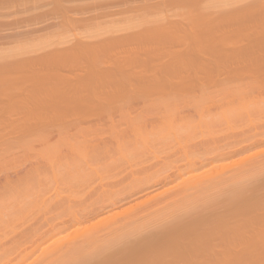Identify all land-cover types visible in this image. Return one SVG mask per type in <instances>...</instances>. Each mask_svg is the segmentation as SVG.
I'll list each match as a JSON object with an SVG mask.
<instances>
[{"label": "bare ground", "instance_id": "bare-ground-1", "mask_svg": "<svg viewBox=\"0 0 264 264\" xmlns=\"http://www.w3.org/2000/svg\"><path fill=\"white\" fill-rule=\"evenodd\" d=\"M167 1H169L170 5H173L171 4L173 2H170V0H166V3L165 1L164 3L167 4ZM173 1L175 2L174 5L176 4L175 6H177V3L180 4V2H184L181 4H185V0ZM195 1L193 2V0H187L186 3L190 4V7L188 6L189 8H187L190 11L192 8H195V6H197V4H195ZM225 1L222 0V2L224 3ZM233 1L234 0H232L231 2ZM222 2H220L219 5H221ZM197 3L199 2L197 1ZM149 4L148 6H150ZM161 4L163 5V2ZM241 4L242 6L243 4L246 5V2H243ZM191 5L195 6L191 7ZM200 5L202 6L200 9L203 10L204 4L201 3ZM209 5L210 4H208V6ZM245 5L243 9L242 6L241 9L239 7H236L234 10L233 8L232 11L234 12H231V9L228 7L227 9L230 10H227L225 12L221 10L223 13L218 10V12H221V14L214 13V16L211 15L212 13H205L209 10H206V8H208L206 7L201 15H203V13L208 15L209 18L207 19V15L205 17L204 14L203 17L205 19H203V21L207 23L206 27H210L211 25H213L214 31L206 30L202 32L203 28L205 27V23H202V20L199 23L197 15H195L196 17H193L197 18V22H195V24H201L202 30H199L200 32L197 31L198 27L196 28L197 32L192 31V29H189L190 31L188 29L185 30L181 27L184 23H187V18H185V22L182 20L183 23L181 22V24H174L175 22L173 24H167L166 22V25H163L165 23H161L162 26L161 24H158L159 22H156L159 19L156 18V21L154 22H156L159 26L157 25V27H155L152 25L151 27L149 25L150 27L148 28L146 26V28L139 23L142 27H144V29L139 32L137 31V33H131L130 31V34L127 35H121L119 33V30H121L122 28L119 27L120 25L117 26L120 29L116 28L114 31L110 30V32L108 31L109 29L105 31L106 27L111 29L112 24L110 22L109 25L106 24L107 26H103L105 33L102 34V30V35L100 34L101 30H99V32L97 31L99 27L97 25L96 31L99 33V35H96L98 33L94 32V29L91 30L92 32L87 30L89 32L88 37L87 31L84 32L86 33V35L84 36L86 37L87 41H85V39L83 38L84 36L80 35V38L77 37V39H83L84 41H75L76 43L74 45L70 44V47L68 48L63 47L64 49H60L61 51L58 48L55 49L56 47L54 48L52 46V48H54L53 50H59L58 52H50V49H48L50 51L44 49L45 51H47V53L45 52L43 54L39 50L43 55L40 54L41 56H39L37 52V58L32 57L33 59L30 58V60H26L25 58V62H20V65L27 67V70L28 66L29 68L33 66V69L35 66L39 67V70L36 67L38 72L36 69L33 70L30 68L31 70H28L29 72L33 70L32 76L35 75L34 72H36L37 75L38 73L40 74V65H42L43 71H51V75L48 73L45 75V72L42 71L44 73L43 75L45 76L38 75V77L43 78H38L36 76V79L35 76L32 77L29 73L30 75L28 74V77L30 76V80H37L32 84H29L30 80L28 79L27 75H25V73L28 71L23 67V70L17 69L18 71L20 70L19 72H21V70L22 72L26 70V72L23 73V75L25 76H23L22 78L25 79L26 77L25 80H28L29 85L23 84L20 80V77L18 80L20 81L21 86L22 84L25 87L27 85L29 86V89L31 86H35L33 89H30V91H32L31 93H28V91L26 92L27 94L33 96L31 97L29 95L32 100L34 99L35 102L33 101L34 103L31 104L32 100L27 94H24L25 92L23 94L26 95L29 99L25 100V98L27 97L23 98V100L20 99V101H15L14 99L11 100V102H5L6 105L0 102L2 105H4H0V122H4L2 124L3 126L0 124V128L2 129L0 130V151L5 150L7 152L6 154L9 155L10 150L12 151L13 149L12 153L15 155L14 156L12 154L11 156L10 153V157L8 155L4 157L2 155L3 152L0 153V157L3 156L2 158H0V176L2 177V180L0 179V264H26V261L28 263V260L32 256H35L37 253L38 255L35 256L34 259L31 258L30 261H32L28 264H239L234 260L231 262L232 258H243V261L245 263L244 259L247 258L246 260L248 261V259H251V255H254V253V257L258 254H261V257H263L261 258V263H263L264 256L262 255H264V244L260 243H264V28L261 30L260 28L264 27V25L260 23L264 20V0H252V2L247 3L246 6ZM186 6L187 5H185V7ZM199 6H197V8ZM222 6H224L223 3ZM180 7L179 8L182 9L184 5ZM230 7L232 8V6ZM197 8L195 10L199 9ZM237 8L238 11H242V13L240 12L241 14H239V16L235 15L239 13L238 11H236ZM192 10L193 13L196 12L194 9ZM223 10H226V7ZM185 11H187V9ZM190 11H188V13H190ZM188 13L184 15H186L189 19V16L191 18V15L188 16ZM173 17H178V15L176 14V16ZM161 18L162 17H160V19ZM165 18H167V16H165ZM181 18L178 17L179 21H181ZM141 19H143L142 16ZM240 19L241 21H243L242 23H244V26H247L248 24V29L246 28V30H244V32L246 31V35L244 34V32H242L243 29L239 27L237 28L241 29V33H239L240 30H236L238 31L237 33L235 30H233L235 32H231H233L234 35L231 36V33L229 32V35L227 34V36L225 31L221 30L222 33L220 34L219 28H221L222 25H231L232 23L234 24V22L235 25H241ZM247 19L248 22H246ZM69 20L71 19L69 18ZM193 20L194 19L192 18L189 22H193ZM119 21L117 22L119 23ZM238 21H240V23ZM117 22L115 23L117 24ZM224 22H226L227 24ZM129 23H127L126 27L125 25L123 26V24L121 26L127 29V27H130L131 25H129ZM68 24L69 22H67L66 27H72ZM193 24H191V26H193ZM195 24L194 26H196ZM198 24L197 26H199ZM209 24L211 25L208 26ZM64 25H66V23ZM134 25V27L137 28L136 25L138 24L137 21L135 22V20ZM131 26L133 27V25ZM114 27H116V25H114ZM217 28L219 29L218 31L215 30ZM253 28L256 31H254ZM252 29L254 32H250ZM248 31L249 33H251V36L253 38L249 37L250 34H248ZM93 32L96 34H94ZM89 35L90 37L92 36L91 39ZM204 35H210L209 38L212 37L211 41H213V37L214 39L215 37H220L219 39L216 38V40H214V45H210V48L209 44L206 45L203 43V40L206 43L207 39L205 40V38L208 37L206 36L205 38H203ZM225 35L226 38L230 36V40L236 38L239 40L242 39L243 41L244 38V41L248 39L250 41L253 39V41H251V43L250 41H246L250 44H248V47H245V45L247 44L245 43V45L243 46L245 50L239 45L240 51L237 50L238 52H236V49L234 50V46L231 47V52H233V54L231 53L233 56H231L229 55L228 51H226V48H224L226 47L225 41H229L228 39L224 38ZM200 36H202L201 39ZM221 36L222 38H224V41ZM242 36L244 37L242 38ZM190 37L192 40H194L192 41L194 42L193 46V43H191L190 39L192 48H188L190 44L187 43L189 41H186ZM87 38L90 40L88 41ZM209 38L208 40H210ZM220 38L225 44L223 42L221 43ZM159 39H161L163 43H168L167 41H169L170 43L171 41L172 44L174 42L183 43L186 41L185 43H187L189 46L187 45L188 47L185 51H188L189 54L188 52H185V54L187 59L189 55L188 60H191V62H186V57L184 55H181L184 51L182 53H180L181 51L175 52L176 50L174 52H170L169 49H166L167 51H164L162 48L163 52L159 54L158 51L160 50H158L156 51L158 53L156 55L155 51L152 52L153 49H147V52L148 50H150L149 54L152 57L146 52V55H148V57L144 59V57L146 56L144 55L145 52H142L144 53L142 54L144 55V57L142 58L138 56L139 52L136 54H134L135 52H131L134 54L132 55L128 50H126V48L122 46L125 43L129 45L133 42H142L143 45L144 42L153 43V41L155 42ZM217 40H220L218 41L219 43L217 42ZM233 41L234 40H231L229 42ZM59 42L61 44V40H59ZM216 42L218 45V49L217 45L215 44ZM236 44L237 43H234L233 45H235L236 47ZM22 45H24V43ZM221 45H223L224 47L221 48ZM202 47L205 48L202 49ZM213 47L217 50H220L219 52H215L216 49L214 50V55L215 53H217L218 55H216L218 57L213 55L214 57L212 59H217H215V63L212 61L213 64L210 61V64V62L207 63L209 61L208 59H210H207V57H209L210 55L208 56L206 54L208 52H210L211 54V52H213ZM253 47L256 49L253 50ZM227 48L229 47L227 46ZM16 49L15 51L12 49L11 50L16 54V52H18V50L21 48H19L17 51ZM27 49L25 50L28 52ZM117 49H119L120 51ZM22 50H24L23 47L20 52H22ZM6 51H3L2 53H5ZM224 51H226V54H228L227 56ZM192 52L194 53V55H196L195 57L193 56V58L191 57L193 54ZM197 52L204 53V56H206V58L203 55L202 56L207 60V62L205 59H203L202 56L201 58ZM84 53H87L86 56L90 55L91 58V55H93L92 59H94V57H99L100 59H102L100 61V59L98 58V61H94L97 62L96 64H99V62L102 63V61L107 60L108 62L112 63V66H110L108 63L107 66H109L103 68L104 66L99 67L100 65L97 66L96 64H93V62L87 65L85 63L87 62L85 60V56H81V54ZM101 53H104L105 55H100ZM6 54L11 55L12 53ZM17 54L19 55L20 53L18 52ZM122 54L124 55L122 56ZM220 54L221 56H219ZM79 56L81 57V59H83H79ZM164 56L166 58L170 56V58L172 57L171 61H173L172 59L176 61H173V63H166L164 65L162 62H159L161 63L162 67L157 63V68L159 69H156V67H154L152 64L153 59H165ZM230 56L235 60L240 58L241 62L246 60L248 61V63L244 64L242 62L241 64L240 61L237 62V60L236 62L232 60L233 63L229 62L231 61ZM236 56L238 58H234ZM246 56L248 57L247 59ZM218 58L220 61H216L218 60ZM15 59L12 60L15 61ZM76 60H81L83 62L85 60L84 64H86L87 66L85 65L84 68V64L82 63V66L80 63H78L80 61L77 62ZM161 60L159 59L158 61ZM17 63L15 65V63L11 62L10 65H13V67L8 64L5 67L10 66V68L14 70V68H16L17 66ZM20 65L18 64V66ZM132 66H138V68L142 69V71L140 70V72H137L136 70H134L137 72V74L136 72H131V68H133ZM145 66L146 68L144 69L147 70V67L151 69L152 66L155 69L156 72L153 69L152 74H150L149 71V74L152 75V77L150 76L148 78V75H144L145 71L147 73V70L144 71L142 67ZM2 67L3 65L0 68L4 70L5 67ZM44 67L46 70H44ZM160 68H162L161 72L163 73L159 71ZM64 69H68L71 72H75L79 69V71H82L84 73L72 74V72L70 75H68L62 73ZM196 69L200 72L196 71ZM239 69L241 70L239 71V73H237ZM187 70L190 71L188 72V74H190L191 76H193L192 74L195 70V73H197L196 75H198L199 73L200 76H198L201 79V74L203 72V74L206 75V80L203 79L204 81H201L197 76V80L194 78L195 76H185ZM241 71H245L246 74L248 73L247 78H251L249 80L247 79L250 82H246V80L244 82L243 80V84H246L245 86L241 83L243 77L242 74L244 75V73L240 75ZM184 72L186 73L184 74ZM218 72L222 73L220 74ZM155 73H161L165 77L167 76L168 81L170 80V82H167V78L161 76V74L160 76L162 78H160V76H158V78H155L157 77ZM223 73L224 76L226 74V77L227 75H235L236 78H234V76H232L233 78L227 77L230 83L235 79L234 83H232L231 86H228L230 84L229 82L224 83L223 81L219 80V75H222ZM212 74H216V79L218 77V81L216 82V84H220L218 86L220 87V89L222 88L223 84L226 85L228 83L229 84L227 85V89L231 87L234 88L233 92H236V96L233 95V92H231V88V98L233 96H235L234 98L237 97L238 99L242 97L245 98L250 94L251 96L249 95V101L248 99H241L243 100V102L248 101V104L247 102L243 103L246 105V107L248 105V108H241L238 103L241 104L242 101L238 102L236 101L237 98H232V100L234 99L236 101V103L235 101H232L236 105L230 103L235 110L231 109V106L228 103V101L231 99L230 92L227 91L225 86L224 89H226V91H224L225 94L224 92L222 93V96H218V94L223 91V88L221 89L222 91L219 88V90L217 91L216 88V91H214L216 93L208 91L209 93L207 94L206 90V92H204V96L201 94L198 97H201V100H204L202 101L203 104L205 102V104L207 105L209 103L214 104L216 103V99L213 100V97H215L216 94L220 92L216 97L218 99L221 96V98H219L221 99V101L219 99L217 101H220L221 104L222 98H227L223 100L225 102L227 100L226 103L228 104L229 109L227 108V104H223L224 102H222V105H224L223 107L226 106L225 109L223 108V110H211L214 109L213 106L215 104L213 106L211 105L212 108H210V104L209 106L199 104V106H202H200L201 108H203V106L204 108L206 107V109L199 110L200 107L196 105L197 100L195 102V99L197 98L196 94L195 96L193 94L195 93L193 90H198V85H195V82H202L201 85H199L201 86L199 87V89L201 88L203 91H205L204 89H206V87L204 86H207L206 84H208V86H214L213 84L215 83L214 81H216V79H214L215 76ZM217 74L219 75L217 76ZM8 75L7 78L11 76ZM168 76L173 77L172 79L175 78V82H173L176 83L177 81V83H172V79H169ZM245 76L246 75H244L243 77L244 79L246 78ZM16 77L18 76H15V78ZM221 79L223 80V78ZM2 80H0L2 83H7V81L3 82ZM6 80L11 82L8 85H12V83H14L15 85L16 83V86H18L20 84L19 81L17 82V79H14L16 82L11 81L10 78ZM132 81L133 83L138 82V84L141 81L143 82V85L140 86V84L142 83L139 84V86L141 87V89L140 87H138L139 92L137 88L135 89L136 83L134 85L132 84ZM1 82L0 85L2 86ZM218 82L221 83L218 84ZM193 83L195 86H192ZM239 83L244 86H242L244 90L245 87H248V94L243 91V89H241L242 87H239L241 86V84ZM236 84H239L238 87L240 90L237 89L238 87ZM46 85H50V89H52L51 93H53V95L49 93L50 97L46 95V98L49 101L45 98V95H43L44 93L47 94V92H44V89H41ZM5 86L6 85H4V87ZM21 86H19L20 89L17 90L21 91ZM38 86H42L41 88H39V90L43 91H40L41 94L43 93L42 96L40 95L39 91L34 93L35 91H37L35 89H38ZM47 86L45 87V90L46 88H48ZM99 86H111L109 88L113 87V90L111 89V91L113 92L108 93V95H111L109 96L110 99L106 98L108 101L104 102V105L106 106H101L106 110H100V108L99 110H91V108H93V104L95 105L96 101L90 100V97L92 98L90 93L95 94L96 96L95 92H97L96 89ZM142 86L144 87L142 88ZM158 86L159 88H161L162 86H167L165 87V89L172 88L175 90L178 87V89L180 90H177L176 92H182L184 96H181V93H179V98V95H176L175 90L173 91L171 89L170 91H173L175 93L174 96L172 95L173 99L179 98V101L182 102H179L177 99H175L176 101H173V99L170 98L169 101H164L166 102V104L168 101V105H166L162 101L161 104H159V101L156 107H163V110L159 109L157 110V112H154L153 110L152 114L156 113L153 117L148 112L150 109H152L151 107L154 108L151 103L149 105L150 109L148 111L146 110L148 112L147 114H150L151 117L149 115L146 116V112L143 111V113L141 111L142 109L138 111L140 112L139 114H137L138 116H135V114L138 112H133L134 115L130 114V112L132 113V108L130 109V112L127 113L129 114V116L131 115V117H129L127 114H123L129 111L127 107H131V104L133 102L132 99H134L131 97H134L135 95V100H138L139 96L142 94L143 96L145 95V97L148 99V96L145 92H149L147 93L149 95L150 93L155 91ZM14 87H12L13 90L16 88ZM235 87L238 91H235ZM23 88L21 92H17L15 90L14 91L20 94L25 89L27 90V88H25L24 90ZM132 88L136 91H133ZM190 88L192 91V95L194 96L193 98H195H192L193 101H190L191 98L190 100H188L190 96L189 93H191ZM2 90L0 91V93L2 92ZM150 90L152 92H150ZM6 91L8 92L9 90L7 89ZM114 91L116 94H114ZM143 91L145 92L143 93ZM79 92H88L90 96L83 97L82 95L78 94ZM129 92L135 93L133 95V93L130 94ZM136 92L138 94H141L136 95ZM185 92H187L188 94ZM196 93L199 92L196 91ZM37 94L41 98L44 96L43 101L39 98L38 99L44 102L45 98L49 102L48 105L51 106L54 110L48 107V105L46 104L48 102L40 103L39 100H35L34 95ZM112 94H114L113 97ZM125 94L128 98L131 99L125 97ZM186 94L188 96V101L184 100ZM209 94H212L213 97ZM115 95L117 99H115ZM120 95L122 97L124 96L123 98H126L124 99L125 101L122 100V97V99L120 98ZM142 95L140 96L141 100ZM6 96L4 97L5 99ZM8 96L10 95L8 94ZM51 96H53V99H50ZM1 97L3 98V96ZM159 97L161 98V96ZM181 97H183V99H181ZM87 98H89V100L92 102L91 106L89 104L90 101L85 100ZM118 98L122 101L123 104H125V106L123 105L125 111L127 108V111L125 112L121 109L122 106L118 105L121 106V114H119L120 112L117 113L119 114L118 116H120L119 118L121 119V124H119L120 119L117 120V124L116 120L113 117L116 114L114 113V111H117L118 109L115 107V105H111L115 103H113V101H118ZM152 100L153 102L156 101V99ZM26 101L30 102L27 104H31L32 106L37 103L35 106V110H32L34 107L31 108V110H17ZM38 101L40 104L38 103ZM184 101L188 104H190L189 102H191L192 108L198 107L197 110H180V105L181 109L186 107V105L183 107V105L185 104ZM199 101L200 100H198V103H201ZM170 102H173L174 104L175 102H178V109L176 108V104L171 105ZM183 102L184 104H180ZM193 102H195V104ZM83 103H86V107H84ZM25 104H23L22 107H25ZM41 104L43 105V107L47 105L44 107L45 110L44 108H42ZM154 104L155 103H153V105ZM169 104L170 106H174L175 108L169 107ZM243 104H241V106H243ZM28 105L26 107H28ZM38 105L43 110H39L40 108L38 107ZM233 105H235L236 107H234ZM146 106L143 110L147 109ZM149 106L147 107L149 108ZM167 106L169 107V110ZM217 106L218 103L216 104V107ZM106 107H109V110ZM113 107H115L116 110H112L111 108ZM164 107L166 108L164 109ZM207 107L209 108L208 110ZM239 107L241 108L240 110ZM5 108H9V110ZM28 108L30 109V107ZM46 108L49 109L47 110ZM236 108L238 110H236ZM19 109L23 108L20 107ZM95 111H99V113L97 112L96 114H94ZM111 112L112 114L114 113L112 117H110ZM91 114L92 116L97 115V117L99 118L98 119L94 116L95 121L96 119H98L99 121L100 118H103L99 116L106 114L103 116H107L106 120L108 119L109 122H107L108 120L105 121V117L102 121L103 123L105 122V126L108 127L106 131L104 130L105 127H98V124L101 121H97V126L93 121L91 123L95 124V128L91 126L89 129H87V126H85L83 127L85 128L84 131L83 129L81 131L80 128L79 131V129L77 128L79 132L75 130L76 126L71 125L72 128H70L75 130L78 136H76L74 133L70 132V134L69 132H67V129L68 131H70L68 126H70L69 124L71 122H74L75 119L79 117L77 119L78 121L76 120L75 122L77 123V125L81 126V121H86L88 117L91 116ZM123 115H127L128 118L125 116V119ZM11 116H19V118H10ZM69 116H76V118L72 117L71 120ZM121 116L124 118V120H122L123 118H121ZM66 117L70 119V123L66 119ZM112 119L115 120V123H113L114 121L110 122ZM62 120L66 121L63 122ZM60 122L63 124L58 125L57 123ZM65 122H67L68 125H66ZM75 122L73 123V125L75 124ZM83 123L84 122H82V124ZM103 123H100L101 125L99 126H102ZM107 123L109 124L106 125ZM60 125H62V127H60ZM54 126L59 127L58 129H56V132H58L57 140H55V142H52V144L50 145L49 140L51 139L53 132L52 130L51 132L50 129L55 128ZM96 127H98L99 130H96ZM100 128H103V130L101 131ZM4 130L5 132L6 130H8L7 133H1V131ZM96 131H99L101 133L105 131L104 134L106 137H104V134H97ZM80 132L84 134L89 133L90 136L92 134V137L89 136L90 139H86V137L85 139L82 138L84 139L83 141L81 139V136L83 134L81 135ZM14 133H18L19 135H15L14 137ZM2 134L3 136H1ZM9 134H12L13 137ZM30 134H33L38 138L35 139L34 136H32V138H34L32 139L29 137ZM73 134L76 138H79V135H81L79 139H81L82 141L72 140L76 139L70 137L74 136ZM101 136H103V138ZM35 142H40L39 145H41L42 143L43 149L42 146H40L41 150L39 151L35 149ZM15 147L19 148V150H17L18 148L16 149L17 151H20V149L22 150L20 151L21 155H16L18 153H15L17 152L16 150H14ZM64 150L66 152H64ZM246 152H248V155H246ZM243 154H245L246 156H244ZM238 155H241V157H237ZM235 156L237 157L235 158L236 160H233L236 161L235 163L233 162L232 164L231 162V164L226 163L225 165L227 159H233ZM231 160H229V162ZM217 163H219L220 165H216ZM21 169H24V171L21 172ZM213 169L216 170L212 171ZM159 189L161 190L159 191ZM125 204H128V206L122 207ZM120 207H122V210L124 211L123 215L121 214L123 211L120 210ZM117 208H120L118 209L120 211V215L119 211L116 210ZM115 211L117 212L116 214ZM88 222L90 224L94 222L95 223L88 225L86 224ZM82 224H85L83 228L81 227ZM86 225L87 227L84 228ZM77 226H79V229L73 230V227L76 228ZM71 228H73L72 230L74 232L77 230L80 233L84 231L80 235V239L78 241L74 238L76 236L73 232H68ZM80 228H82L83 230ZM66 231L68 232V234H70L68 235ZM65 233L67 234L69 239L73 238L76 240V242H72L73 239H71V242H69L70 240L67 237V240H69V243L67 244L63 242H67V240L63 238V241L59 239L61 242H59L60 245H58V243H55L57 246L55 244V246L53 244V246L50 245L51 247H49L48 245L47 247L44 246L45 244H48L50 239H52L53 237H57L58 235H62ZM70 235L74 236L71 237ZM57 241L58 240H56L55 242ZM62 243H65V245H62ZM253 243H258V245H254ZM249 245L251 246L248 247ZM248 253H252L250 254V258L248 257ZM219 256L220 260L223 257L224 259H222L225 261L218 260ZM240 258H238L237 260L240 261L241 264H243L242 259ZM255 260L256 258L254 259V263ZM247 261L245 264H247ZM257 264H260V261H258Z\"/></svg>", "mask_w": 264, "mask_h": 264}, {"label": "rangeland", "instance_id": "rangeland-1", "mask_svg": "<svg viewBox=\"0 0 264 264\" xmlns=\"http://www.w3.org/2000/svg\"><path fill=\"white\" fill-rule=\"evenodd\" d=\"M36 1V2H35ZM59 3H58V2ZM108 1V2H107ZM107 1H105V0H0V67L3 65V67L2 68H4L7 64L8 65H10V63L12 62V63H15V65H16V63H17V66H18V64L20 65L21 63L20 62H25V58H26V60H30V58L31 59H33V58H37V52H38V55L39 56H41V55H43L45 52L47 53V51H50V52H52V51H59L60 49L62 50V49H64V48H68V47H70V44L71 45H74L77 41L78 42H81V41H79V40H83V39H77V37L78 38H80V35L81 36H84V35H86V33H84L85 31H90V32H92L91 30H93L94 32H96V33H98L99 32V30H101L100 31V34H101V32H102V30H103V32H102V34L103 33H105L104 32V25H109L110 24V22H111V24H112V26H111V29L110 28H108V27H106L105 28V31H107L108 29V31L110 32V30H112V31H114L116 28L117 29H120L121 27L122 28H124V29H122L121 28V30H123V31H121V30H119V33L121 34V35H127V34H130V31H131V33H137V31L139 32V31H142L143 29H144V27H152V25L153 26H155V27H157V25L159 24H161V23H165V24H163V25H166V22H167V24H169V23H174V24H181V22L183 23V21L185 20V18H187V20L188 21H186L187 23H184L183 24V26H181L183 29H192V31H196V28H197V31H201L202 29V27H201V24L199 25L198 23H196L195 24V22H197V18L200 20H198V22L200 23L201 22V20H202V23L204 22L203 21V19H205L203 16H204V14L205 13H212L211 15H213L214 13L215 14H217V13H220L221 14V12L223 11V12H225V11H229L230 9H231V12H234V11H232V9L234 8V10H235V8L236 7H239L240 9H241V6H242V4L241 3H243V2H246V5H247V3H250V2H252V0H234L233 2H231L232 0H227V1H225V3L224 2H222V0H197L199 3H197V1H195V0H193V2L195 1V4H197V6H199L201 3L202 4H204L203 5V10L206 8V7H208V8H206V10H208L207 12H205V13H203V15H201L202 14V12H204L203 10H201L200 8L202 7L201 5L198 7L199 9H200V11H199V9L197 8V6H195V5H191V7H193V6H195V8H192V9H198V10H195L196 12H199V13H196V12H192L193 10L191 9V11L188 9L189 7H190V1H189V3H186L187 2V0H185V4H181V3H184V2H180V4L179 3H177V6H175L174 5V1L173 0H170V2H173V3H171V4H173V5H170L169 4V1H167V4H165L166 3V0H107ZM150 1H151V3H150ZM164 1H165V3H164ZM192 1V0H191ZM257 1V0H256ZM30 2V3H29ZM157 2V3H156ZM160 2V3H159ZM163 2V5L161 4ZM220 2H222L223 3V5L224 6H222V3H221V5H219L220 4ZM226 2H228V3H226ZM233 3V4H231V3ZM236 2V3H235ZM147 3V4H146ZM150 3V4H149ZM155 3V4H154ZM235 3V4H234ZM237 3H238V5L239 4H241V5H237ZM107 4V5H106ZM111 4H113V5H111ZM148 4L150 5V6H148ZM160 4V5H159ZM169 4V5H168ZM191 4H194V3H191ZM199 4V5H198ZM208 4H210L209 6H208ZM226 4V5H225ZM145 5H146V7H145ZM155 5H158V6H155ZM164 5H165V7H164ZM182 5H184V7H185V5H187L185 8L184 7H182V9H180L181 7L180 6H182ZM207 5V6H206ZM233 5H234V7H233ZM235 5H237V6H235ZM244 5L245 4H243V6H242V9L244 8ZM245 5V6H246ZM153 6V7H152ZM189 6V7H188ZM213 6H215V7H213ZM218 8H217V7ZM220 6V7H219ZM230 6H232V8L230 7ZM108 7H109V9H108ZM121 7H122V11H121ZM180 7V8H179ZM188 7V8H187ZM211 7V8H210ZM212 7H213V10H214V12H213V10H212ZM225 7H226V10H223V9H225ZM227 7L228 8H230V9H227ZM126 8V9H125ZM131 8V9H130ZM124 9H125V11H124ZM184 9V10H183ZM187 9V11H185ZM216 10V11H215ZM218 10H222L221 12H218ZM183 11H184V13H183ZM188 11H190V13H188ZM236 11H238V8H237V10ZM107 12V13H106ZM118 12H121V13H118ZM201 12V13H200ZM222 12V13H223ZM239 13H237V14H235V15H238L239 16V14H241L242 13V11H238ZM241 12V13H240ZM107 14V15H105V14ZM188 13V16L189 15H191V18H190V16H189V19H188V17L186 16V15H184V14H187ZM236 13V12H235ZM263 13V12H262ZM262 13H261V15H262ZM109 14V15H108ZM176 14L178 15V17L179 18H183V16H184V18L182 19L181 18V21H179V19H178V17H173V16H176ZM183 14V15H182ZM200 16H199V15ZM258 14V13H257ZM104 15V16H103ZM179 15H181V16H179ZM195 15H197L198 17L197 18H194V17H196ZM206 15L207 14H205V17H206ZM210 15V16H211ZM249 15V14H248ZM252 15V14H251ZM253 15H254V13H253ZM259 15V14H258ZM105 16H106V18H105ZM136 16H138V17H136ZM139 16H140V18H139ZM141 16H142V18L143 19H141ZM146 18H144V17ZM164 16V17H163ZM165 16H167V18H165ZM194 16V17H193ZM201 16H202V19H201ZM214 16V15H213ZM123 17V18H122ZM125 17V18H124ZM127 17V18H126ZM133 17V18H132ZM135 17V18H134ZM160 17H162L161 19H160ZM69 18L71 19V20H69ZM129 18H131V19H129ZM139 18V19H138ZM156 18L158 19L157 21H156ZM194 19L193 20V22H194V24L196 25V26H194V24H193V22L191 21V22H189L190 21V19ZM209 17H208V15H207V19H208ZM122 19V20H121ZM124 19V20H123ZM137 19V20H136ZM155 19V20H154ZM164 19H165V21H164ZM167 19V20H166ZM178 19V20H177ZM115 20V21H114ZM119 21V23L117 22V21ZM130 20V21H129ZM133 20V21H132ZM134 20H135V22L137 21V24L138 25H136L137 26V28L136 27H134L135 25H134ZM140 20V21H139ZM183 20V21H182ZM196 20V21H195ZM239 20V19H238ZM114 21V22H113ZM130 23H129V22ZM146 21V22H145ZM154 21H156V22H159L158 24L156 23V22H154ZM161 21H163V22H161ZM171 21V22H170ZM177 21V22H176ZM240 21H241V19H240ZM240 21H238L239 23H240ZM67 22H69V26H72V27H66L67 26ZM96 22V23H95ZM99 22V23H98ZM115 22H117V24L115 23ZM124 22V23H123ZM154 22V23H153ZM185 22V21H184ZM236 22H237V20H236ZM243 21H241V25L240 24H237V25H235V22H234V24L232 23L231 25L229 24H227L226 22H224V23H226L227 25H220L221 26V28H217V29H215V30H219V32H220V34L222 33L221 32V30H223V31H225V33H226V35L228 34L229 35V32L231 33L230 35L232 36V35H234V33L233 32H235L236 30H240L239 31V33H241V29H243L242 30V32H244V30H246V28L248 29V24H247V26H244L243 24L244 23H242ZM246 22H248V19L246 20ZM66 23V25H64ZM98 23V24H97ZM127 23H129V25L131 24V25H133V27L130 25V27L128 26L127 27V29L125 28L126 26H127ZM142 24V26H144V27H142L140 24ZM144 23V24H143ZM152 23V24H151ZM193 24V26H191V24ZM205 24V27L203 28V30H202V32H204V31H206V30H213L214 31V26L213 25H211V24H209L208 26H210V27H206L207 25V23L206 22H204ZM223 23V24H224ZM123 24V26L125 25V27H123V26H121ZM197 24L200 26H197ZM260 24H263L264 25V20H263V22H261ZM260 24H259V26H260ZM62 25H64V26H62ZM97 25L99 26L98 27V32L96 31V28H97ZM101 25V26H100ZM106 25V26H107ZM114 25H116V27H114ZM120 25V26H119ZM150 25V26H149ZM158 25V26H159ZM171 25V24H170ZM241 27H240V26ZM95 26V27H94ZM117 26H119L120 28H118ZM140 26V27H139ZM161 26H162V24H161ZM203 26V25H202ZM219 26V27H220ZM110 27V26H109ZM114 27V28H113ZM142 27V28H141ZM146 27V28H147ZM194 29H193V28ZM237 27H239V28H241V29H238ZM92 28V29H91ZM100 28V29H99ZM102 28V29H101ZM131 28V29H130ZM154 28V27H153ZM206 28H208V29H206ZM209 28H211V29H209ZM257 28H260V27H257ZM256 28V29H257ZM264 27H261L260 28V30L261 29H263ZM90 29V30H89ZM254 29V28H253ZM253 29L250 31V32H252L253 31ZM187 30V31H188ZM233 30H235V31H233ZM250 30V29H249ZM259 30V29H258ZM264 30V29H263ZM87 31V37H88V34H89V32ZM190 31V30H189ZM196 31V32H197ZM199 31V32H200ZM212 31V32H213ZM231 31H233V32H231ZM254 31H256L255 29H254ZM253 31V32H254ZM82 32H83V35H82ZM93 32V33H94ZM126 32V33H125ZM127 32H129V33H127ZM209 32V31H208ZM211 32V31H210ZM218 32V33H219ZM228 32V33H227ZM238 31H236V33H237ZM264 32V31H263ZM79 33H81V34H79ZM92 33V34H93ZM96 33H94V34H96ZM235 33V34H236ZM246 33V31L244 32V34ZM78 34V35H77ZM93 34V35H94ZM101 34V35H102ZM248 34H250V36L249 37H252L251 36V33H249V31H248ZM91 35V34H90ZM90 35H89V37H90ZM96 35H99V33L98 34H96ZM226 35L224 36V38H226ZM227 35V36H228ZM246 35V34H245ZM17 36V37H16ZM76 36V37H75ZM206 36H208L207 38H205ZM209 36L210 35H204L203 36V38H205V40H206V43L204 42V40H203V43L204 44H209V47L211 48V46L210 45H214V40H216V38H218L219 39V37H215V39H214V37H213V41H211L212 40V37H210L209 38ZM214 36H217V35H214ZM92 37V36H91ZM91 37H90V39H91ZM201 37L202 36H200V39H201ZM230 37V36H229ZM229 37H227L226 39H228L229 41H231V40H234L233 42H229V41H225L226 42V44L223 42L224 41V38H222V36H221V38L223 39V41H222V39L220 38V40H221V43L223 42L225 45H226V47H224L223 45H221V48L222 47H224V48H226V51H228V53H229V55H231V56H233L232 54H233V52H231V47H233L234 48V50L236 49V52H238V51H240L239 50V48H240V46L241 47H243L244 45H245V43H247L246 45H245V47H248V44H250L251 43V41H253V39L250 41L249 39L248 40H245L244 41V36H242V38H243V41H242V39L241 40H239V39H236L234 36V38L235 39H229ZM232 37V38H233ZM247 37V36H246ZM82 38V37H81ZM84 39H85V41H87L86 40V37L84 36L83 37ZM208 38L210 39V40H208ZM231 38V37H230ZM253 38V37H252ZM26 39V40H25ZM88 39V38H87ZM90 39H88V41L90 40ZM190 39H191V37L188 39V40H186V41H189V42H187V43H189L190 44ZM245 39H247V38H245ZM59 40H61V44H60V42H59ZM67 41V42H64V41ZM161 39H159L158 41H153V43L151 42H144V44L142 45V42H133V43H130L129 45L128 44H124V45H122L124 48H126V50H128L130 53L131 52H135L134 54H136V53H140V55H139V53H138V56L139 57H144V55H146V52H147V49H153V51L152 52H154L155 51V54L157 55L158 53L156 52V51H158V50H160V51H158L159 52V54L160 53H162L163 52V50L164 51H167L166 49H169L170 50V52H174L175 50V52H177V51H181L180 53H182L183 51V53L181 54L182 56L184 55L185 57H186V54H185V50H187L186 48L189 46L187 43H185V42H180V43H173L172 44V42L170 41V43H169V41H167L168 43H166V42H164L163 43V41L161 42L160 41ZM220 40H217V42L218 41H220ZM238 42H237V41ZM64 43H63V42ZM76 41V42H75ZM84 41V40H83ZM160 41V42H159ZM192 41H194V40H192L191 39V43H193L192 45L194 46V42H192ZM201 41V40H200ZM208 41H209V43H208ZM211 41V42H210ZM240 41H242V42H240ZM246 41H250V43H248V42H246ZM158 42V43H157ZM213 42V43H212ZM217 42L215 43L216 45H217ZM24 43V45H22ZM73 43V44H72ZM141 45H140V44ZM211 43V44H210ZM219 43V42H218ZM220 43V44H221ZM234 43H237L236 44V47H235V45H233ZM19 44V45H18ZM62 44H63V46H62ZM176 44V45H175ZM204 44H202V45H204ZM241 44H243V45H241ZM20 45H22V46H20ZM55 45V46H54ZM59 45V46H58ZM188 45V46H187ZM192 45L190 44V46L188 47V48H192ZM201 45V44H200ZM212 45V46H213ZM230 45H232V46H230ZM240 45V46H239ZM18 46H20V47H18ZM52 46L55 48V49H59V50H53L54 48H52ZM146 46V47H145ZM227 46L229 47V48H227ZM13 47V48H12ZM22 47H23V49L24 50H22V52H20L21 51V49H22ZM64 47V48H63ZM207 47V46H206ZM16 48H21V49H16V51L18 50V52L21 54H17L18 52H16V54H15V49ZM27 48H29V49H27ZM118 48V47H117ZM144 48V49H143ZM162 48H163V50H162ZM185 48V49H184ZM205 48V47H204ZM203 47H202V49H204ZM208 48V47H207ZM209 48V49H210ZM220 48V47H219ZM244 48V47H243ZM9 49V50H8ZM14 50V51H12V50ZM25 49H27L28 50V52L25 50ZM47 50V51H45V50ZM48 49H50V50H48ZM120 49H121V47H120ZM136 51H135V50ZM143 51H142V50ZM146 49V50H145ZM183 49V50H182ZM216 48H214L213 47V52H211V54H212V57H211V54H210V52H208L206 55H210L209 57H207V59L208 58H210V59H208L209 61L207 62V60L205 59L206 58V56H204L205 54L204 53H198L199 54V56L201 57L202 55L205 57H203V59H205L206 60V62L207 63H209L210 61L212 62H214L215 63V59H217V58H215L214 60L212 59L214 56H217L218 54L217 53H215V55H214V50H215ZM217 49H218V45H217ZM216 49V51L215 52H219V50H217ZM242 49V48H241ZM254 49H256V48H254L253 47V50ZM8 52H7V51ZM11 50V51H10ZM43 53H41L40 51ZM60 50V51H61ZM117 50H119V49H117ZM132 50V51H131ZM141 50V51H140ZM150 50H148V55H150L149 54V51ZM168 50V51H169ZM211 50V49H210ZM233 50V51H234ZM238 50V51H237ZM244 50H245V48H244ZM247 50H248V48H247ZM3 51H6L5 53H2ZM10 51V52H9ZM31 51V52H30ZM34 51V52H33ZM120 51V50H119ZM226 51H224L225 52V54H226ZM256 51V50H255ZM14 52V53H13ZM27 52V53H26ZM36 52V53H35ZM40 52V53H39ZM142 52H145V54L144 53H142ZM188 52V51H187ZM186 52V53H187ZM222 52V51H221ZM235 52V51H234ZM262 52V51H261ZM260 52V53H261ZM6 53H12L11 55L10 54H6ZM193 53V52H192ZM223 53V52H222ZM221 53V54H222ZM232 53V54H231ZM35 54V55H34ZM41 54V55H40ZM91 54V53H90ZM105 55L104 53H101L100 55ZM132 55H134L133 53H131ZM142 54H144V55H142ZM155 54H152V55H155ZM188 54H189V52H188ZM191 54V53H190ZM201 54V55H200ZM217 54V55H216ZM221 54L219 55V56H221ZM224 54V55H225ZM87 55V53H84V54H81V56H85V60L87 61V62H85V60H84V62L87 64V65H89V64H91L92 62H93V64H96L97 62H94V61H98V58L99 57H94V59H92L93 58V55H91L92 56V58L90 57V55L89 56H86ZM99 55V54H98ZM124 54H122V56H123ZM148 55H146L145 57H144V59H146V57H148ZM214 55V56H213ZM228 54H226V56H227ZM236 55V54H235ZM23 56H26V57H23ZM29 58H28V57ZM151 56V55H150ZM166 56V55H165ZM164 56V57H165ZM182 56H181V58H182ZM193 56L195 57L196 55H194V53L192 54V58H193ZM223 56V55H222ZM230 56V58H231V61H229V62H232V60L233 61H235L236 62V60H237V62L238 61H240V63L242 64V62L244 63V64H247L248 63V61H242L241 62V59L239 58V59H233L232 57ZM244 56V55H243ZM14 57V58H13ZM18 57V58H17ZM33 57V58H32ZM80 57V56H79ZM152 57V56H151ZM185 57H183V58H185ZM201 57V58H202ZM218 57V56H217ZM245 57V56H244ZM15 58H17V59H15ZM169 58V59H168ZM168 58H166L165 57V59H163V58H159L161 61H158V60H156V59H153V61H152V64H153V66L154 67H156V69H159V68H157V63L158 64H160L161 65V63H159V62H162L163 63V65L164 64H168V63H173V61H176V60H174V59H172L173 61H171V58H170V56L168 57ZM173 58H174V56H173ZM228 58V57H227ZM230 58H229V60H230ZM234 58H238L237 56L236 57H234ZM248 57L246 56V59H247ZM12 59H15V61H13ZM77 59V58H76ZM79 59H81V57L79 58ZM83 59V58H82ZM81 59V60H82ZM95 59H97V60H95ZM100 59V58H99ZM185 59H187V57L185 58ZM188 59H189V55H188ZM186 60V62L187 61H190L191 62V60ZM221 59H222V57H221ZM245 59V58H244ZM244 59H242V60H244ZM81 60H76L77 62L78 61H80V62H78V63H80L82 66H83V64H84V62L83 61H81ZM102 59H100V61H101ZM184 60V59H183ZM201 61H204V60H201ZM216 61H220L219 60V58H218V60H216ZM2 62H3V64H2ZM22 62V63H23ZM113 62V61H112ZM211 62H210V64H211ZM213 62H212V64H213ZM234 62V63H235ZM261 62V61H260ZM83 63V64H82ZM109 63V65L110 66H112L111 64V62H108L107 60L105 61H102V63H100L99 62V64H96L97 66L98 65H100L99 67H103V68H105L106 66H107V64ZM189 63V62H188ZM204 63V62H203ZM233 63V62H232ZM86 64H84V68H85V65ZM156 66H155V65ZM86 65V66H87ZM108 65V66H109ZM159 65V66H160ZM10 66H12L13 67V65H10ZM10 66H8V67H5L6 68V70H5V68H4V70H5V72H4V70L3 69H1L0 70V80H2L5 76V80L3 79L2 81L4 82V81H7V83L5 82V84L4 83H2L1 81V83H2V86L0 85V91L2 90V92L0 93V102H2V104H5V102L6 103H8V102H11V100H14L15 99V101H20V99L21 100H23V98H25V97H27L26 95H24V94H27L26 92L28 91V93L30 92H32V91H30V89H33L35 86H31L30 87V89L28 88L29 86H27V85H29L30 83L32 84L34 81H37L36 79H37V77H38V75L40 76V75H42V76H45L47 73L48 74H50V72H47L48 70H46L45 69V67H44V70H46V71H43V69H42V65H40V68L42 69H40V74L38 73V75L36 74V72H34V74L35 75H33V76H35V78L36 79H32V80H30L31 78H30V76H32V72H33V70L34 69H36L37 70V68H38V70H39V67H37V66H35L34 67V69H33V66L32 67H30L31 69H33L31 72H29L31 69L29 68V66H28V70L26 69L27 67H24V66H16V68H14V70L13 69H11L10 68ZM39 66V65H38ZM107 66V67H108ZM153 66H152V68L150 69L149 67H147L148 68V70L147 69H144V68H146V66L145 67H142L143 69H144V71L145 70H147V73H146V71H145V73H144V71H143V73H144V75L146 76V75H148L147 77L149 78L150 76L152 77V75H150V74H152L153 73ZM21 67V68H20ZM25 68L28 72H26V70H24V72H22V70H23V68ZM37 67V68H36ZM133 68H131V70H129V71H131V72H140V70L142 71V69H140V68H138V66L137 67H135V66H132ZM161 67H162V65H161ZM16 69V70H15ZM17 69H22L21 70V72H19ZM150 69V70H149ZM38 70H37V72H38ZM134 70H136V71H134ZM161 70H162V68H160V72H161ZM191 70V69H190ZM241 69H239L238 70V72L237 73H239V71H240ZM3 71V72H2ZM45 72V75H43L44 73L43 72ZM149 71H150V74H149ZM152 71V72H151ZM154 71H155V69H154ZM193 71V70H192ZM191 71V72H192ZM196 71H198V72H200L199 70H197L196 69ZM17 72V73H16ZM26 72V73H25ZM73 72V71H72ZM71 71H69L68 69H64L63 71H62V73L63 74H68V75H70L71 73H72ZM137 72H136V74H137ZM156 72V71H155ZM188 72H190V71H188L187 70V73L186 72H184V74L186 73V75L185 76H187V75H190V74H188ZM194 73L192 74L193 76H191V77H194L195 79H196V76L197 77H199L200 76V74L198 73V75H196L197 73H195V70L193 71ZM23 73H25V75H27V77H28V74L30 75L29 77H28V79L30 80V82H29V84H28V80L26 81L25 79H26V77H25V79L24 78H22L23 76H25V75H23ZM42 73V74H41ZM77 74V73H79V74H83L84 72H82V71H79V69L77 70V71H75V72H73L72 74ZM161 73H163V72H161ZM161 73H158V74H156L155 73V75L157 76V77H155V78H158V76H160V74ZM216 73V72H215ZM218 73H222V72H218ZM242 73H244V75H246L245 77V79L243 78L244 77V75L242 74ZM8 76H10V77H8V78H10V80L11 81H14V82H16L14 79H17V82L19 81L18 79L21 77V81H22V83L23 84H27L26 85V87L25 86H23V84H22V86H21V83H20V81H19V85L18 86H16V83H15V85H14V83H12V85L10 84V85H8L9 83H11L10 81H8V80H6V79H8L7 78V75ZM183 74V75H184ZM202 74H203V72H202ZM201 74V77H202V79L200 78H198L199 80H203V79H205L206 80V78H205V76L206 75H202ZM242 74V84H243V80H244V82H245V80H246V82H250V81H248L249 79H251V78H247V76H248V73L246 74L245 73V71H241V73H240V75ZM2 75V76H1ZM5 75V76H4ZM21 75V76H20ZM51 75V74H50ZM212 75H214L215 77H214V79H216V74H212ZM219 74H217V76H218ZM15 76H18V77H16L15 78ZM32 76V77H33ZM37 76V77H36ZM161 76H163V77H165L163 74H161ZM160 76V78H162ZM171 76V75H170ZM220 76V78H219V80L220 81H223L224 83L225 82H229L230 83V81L227 79V77L229 78V77H232V76H234V78H236L235 77V75H233L232 74V76H228L227 75V77H226V74H225V76H224V73L222 74V75H219ZM169 77V76H168ZM175 77V76H174ZM204 77V78H203ZM38 78H43V77H38ZM165 78H167V76L165 77ZM172 79L173 77H169V79ZM221 78H223V80L221 79ZM225 78H226V80H225ZM233 78V77H232ZM23 79V80H22ZM194 79V80H195ZM214 79H213V81H214ZM248 79V80H247ZM39 80V79H38ZM134 80H136V79H134ZM167 80V82H170V80L168 81V78L166 79ZM197 80V79H196ZM195 80V81H196ZM225 80V81H224ZM235 80V79H234ZM234 80H233V82L231 81V83L228 85V84H226V85H222V88H223V91L220 89V87H218L220 84L219 83H221V82H218V84L219 85H217L216 84V82L218 81V77H217V79H216V81H214L215 83L213 84L214 86H212V85H209L208 86V84H206L207 86H204V87H206V89H204L205 91H203L201 88L199 89V87H201V86H199V85H201V83L199 82V81H197V82H195V85H198V90L196 89V91H198L199 93H196V91L195 90H193V88H192V90L195 92V93H193L194 94V96H195V94H196V99L195 98H193L194 96L192 95V91H191V88H190V92L191 93H189V98H188V96H187V92H185V93H187L186 95H185V98H184V100H187V98H188V100H190V98H191V100L190 101H193V99H195V102H196V100H197V102H196V105L197 106H199V104H201V105H207V104H203V102L202 101H204V100H201L202 98L201 97H198L199 95H203L204 96V92H206V90H207V94L209 93V92H214V91H216V88H217V91L220 89L222 92L220 93V92H218V93H220V94H218V96L219 95H223L222 93L224 92V91H226V89H227V85L228 86H231L232 85V83H234ZM32 81V82H31ZM172 81V83H174L175 82V78L174 79H172L171 80ZM174 81V82H173ZM192 81H193V79H192ZM204 81V80H203ZM200 84H199V83ZM135 83H136V85H135ZM140 83H142V84H140ZM139 84H140V86L141 85H143V82L141 81ZM172 83H170V84H172ZM176 83H177V81H176ZM176 83H174V84H176ZM236 83H238V82H236ZM241 83H239V84H241ZM6 85L5 87H4V85ZM132 84H134L135 86V89L137 88L138 89V87H140L139 86V84H138V82H134L133 83V81H132ZM169 84V83H168ZM190 84H191V82H190ZM211 84V83H210ZM215 84H216V86H215ZM239 84L237 85V87L239 86ZM241 84V86H239V87H242L243 85L245 86L246 84H243L242 85ZM8 85V86H7ZM51 85V84H50ZM50 85L49 86H47L48 88H46V90H45V87H37L38 89H35V90H37V91H35L34 93H36V92H38L39 91V93H40V91L41 90H39V88H41V89H44L43 91L44 92H47V94L46 93H42L43 95H45V98H46V95H48L49 96V93H51L52 91V89H50L51 87H50ZM138 85V86H137ZM145 85V84H144ZM194 85V83H193V85L192 86H195ZM16 88H15V87ZM19 86H21L22 88H23V90L25 89V88H27V90L25 89L22 93H20V94H18L17 92H19L20 90H17V89H20L19 88ZM133 86V85H132ZM147 86V85H146ZM224 86V87H223ZM225 86H226V89H224L225 88ZM234 86H235V84H234ZM243 86V87H244ZM9 87V88H8ZM12 87H14L15 89V91H17V92H15L14 90H13V88ZM109 87H111V86H99L97 89H96V91L97 92H95L96 93V96H95V94H92V93H90L91 94V96H92V98L90 97V100H94V101H96V103H95V105L93 104V108H91V110H94V109H98L99 110V108H100V110H104L105 108H102V107H104V106H106V105H104L105 103L104 102H107L108 100L106 99V98H108V99H110V95L111 94H109L108 95V93H112L113 91H111V89L113 90V87L112 88H109ZM144 86H142V88H143ZM162 87H164V88H162ZM161 88H159V86L157 87V89H155V91H153L152 89V91L150 90V92H152V93H150L149 95L147 94V93H149V92H145V91H143V93L145 92L146 93V95L148 96V99L145 97V95L143 96L141 93H139V94H141L142 95V100H141V95L139 96V98H140V100H139V98H138V100H135V95H134V93L135 92H129L130 94L131 93H133V95H134V97H131V98H134V99H132V101L134 102H132V104H131V107H127L128 109H129V111H127V108H126V111L124 110V106H125V104H123L122 103V101L121 100H119V98H118V101L116 102V101H113V103L114 104H111L112 106H114L115 105V107L118 109V110H120V108H121V106H122V110H124L126 113H123V111H122V113L123 114H127V113H129L130 112V109H131V111H132V113L130 112V114H132V115H134V113L133 112H138V111H140L141 109V111L143 112V111H145L146 113H145V115L146 116H150V114H151V116L153 117L155 114H152L153 113V110H154V112L156 111L157 112V110H163V107L162 108H160V106L157 108L156 107V105H157V103L159 102V104H161V101L162 102H164V101H166V100H168L169 101V99L170 98H172L173 99V96H174V94L176 93V95L178 96L179 95V98H180V94L179 93H181V96H184L183 94H182V92H176L177 90L179 91L180 89H178V87H177V89L175 90V89H172L173 91L175 90V93L173 92V91H170L171 89L170 88H166L165 89V87H167V86H162ZM169 87V86H168ZM214 87V88H213ZM239 87L237 88L238 90H240L239 89ZM241 88V89H243V91H245L247 94H248V87H245V90H244V88ZM22 88H21V91H22ZM115 88V87H114ZM149 88V87H148ZM153 88V87H152ZM155 88H156V86H155ZM180 88V87H179ZM196 88V87H195ZM203 88V87H202ZM219 88V89H218ZM229 88V87H228ZM231 88H232V91H231ZM231 88H229V89H227V91L228 92H233L234 91V88L233 87H231ZM9 90V91H11V92H7L6 90ZM13 91H12V90ZM133 89V88H132ZM140 89H141V87H140ZM213 89V90H212ZM236 89V87H235V91H238ZM5 90V91H4ZM161 90V91H160ZM168 90V91H167ZM203 92H202V91ZM20 91V92H21ZM34 91V90H33ZM43 91H41V92H43ZM104 93H103V92ZM133 91H136V90H134L133 89ZM147 91V90H146ZM170 91V92H169ZM209 91V92H208ZM4 92H5V94H4ZM25 92V93H24ZM138 92H139V89H138ZM231 92H230V98H231ZM240 92V91H239ZM14 93V94H13ZM24 93V94H23ZM107 93V94H106ZM169 93V94H168ZM173 93V94H172ZM184 93V92H183ZM214 93H216V92H214ZM236 93V92H235ZM234 92H233V95H235L236 96V94H235ZM2 94V95H1ZM8 94L10 95V96H8ZM42 94L40 93V95L42 96ZM78 94H80V95H82L83 97H89L90 96V94L87 92V93H81V92H79ZM102 94H103V97H102ZM106 94V95H105ZM114 94H116L115 93V91H114ZM114 94H112V97H113V95ZM138 93L136 92V95H137ZM138 94V95H139ZM163 94V95H162ZM217 94H216V96H217ZM224 94H225V92H224ZM229 94V93H228ZM7 95V96H6ZM21 95H23V96H21ZM28 96L30 95V94H27ZM38 95V94H37ZM37 95H34L35 97V100H39V99H41L42 101H43V97L41 98L39 95H38V97H37ZM51 95H53V93H51ZM122 95V94H121ZM120 95V98L122 97ZM173 95V96H172ZM209 95H211L212 97H213V95L212 94H209ZM227 95V94H226ZM232 95V96H233ZM245 95V94H244ZM243 95V96H244ZM250 95V94H249ZM246 96V97H248V98H244V97H242V98H234L235 96H233L232 98H234V99H236V101H238V102H241L242 101V103L241 104H243V103H246L247 102V104H248V101H249V97L251 96ZM1 96H3V98L1 97ZM6 96V99L4 98ZM18 96V97H17ZM21 96V97H20ZM31 97H33L32 95H30ZM29 96V97H30ZM96 97V99H95V97ZM105 96H107V97H105ZM132 96V95H131ZM150 96V97H149ZM159 96H161V98L159 97ZM187 96V97H186ZM192 96V97H191ZM215 96V95H214ZM215 96V97H216ZM221 96L219 97V98H221ZM229 96V95H228ZM227 96V97H228ZM10 97V98H9ZM30 97V99L32 100V98ZM50 97V96H49ZM53 96H51V98L50 99H53L52 98ZM124 97V96H123ZM122 97V98H123ZM125 97H127L126 96V94H125ZM130 97V96H129ZM143 97H145V98H143ZM215 97H213L214 99L213 100H215L216 99V103H214V104H211V103H209L210 104V108H212V106H213V108L214 109H211V110H223V108L225 109V107H223L224 105H222V102H224L223 104H225L226 102H227V100H226V102L224 101L225 99H227V98H222V102H221V104H220V101H221V99H219L220 101L218 102L217 100V97L215 98ZM223 97H225V96H223ZM13 98V99H12ZM39 98V99H38ZM44 98V102H42L41 100H39L40 101V103L42 102V103H45V102H48L46 99ZM94 98V99H93ZM102 100H104V101H102ZM103 98H105L106 99V101H105V99H103ZM121 98V99H122ZM128 98V97H127ZM131 98H128V99H131ZM179 98L177 99V98H174L173 99V101L175 100V99H177L178 101H179ZM193 98V99H192ZM200 98V99H199ZM229 98V97H228ZM229 98V99H230ZM232 98L228 101V103L230 104V103H232V104H235L236 103V101L233 99L232 100ZM4 99V100H3ZM10 99V100H9ZM19 99V100H18ZM26 99H29L28 97L27 98H25V100ZM88 99V100H87ZM87 99H85L86 101H90L89 100V98H87ZM98 99V100H97ZM100 99V100H99ZM115 99H117L116 98V95H115ZM124 99H126V98H123L122 100H124ZM128 99H127V101H128ZM145 99V100H144ZM152 99H156V101H154L153 102V100ZM171 99V100H172ZM181 99H183V97H181ZM224 99V100H223ZM241 99H243V100H247L248 99V101H244L243 102V100H241ZM9 100V101H8ZM69 100V99H68ZM113 100V99H112ZM111 100V101H112ZM150 100V101H149ZM152 100V101H151ZM187 100V101H188ZM198 100H200L199 102H201V103H198ZM28 101H30V100H28ZM34 101V99L31 101V104L32 103H34L33 102ZM39 101H38V103H39ZM99 101V102H98ZM110 101V100H109ZM120 101H121V103H120ZM125 101V100H124ZM123 101V102H124ZM168 101H167V104H166V102H164L166 105H168ZM176 101V100H175ZM232 101H235V103L234 102H232ZM99 104H98V103ZM102 102H103V104H102ZM179 102H182V101H179ZM185 102V101H184ZM184 102L183 103H180V104H184ZM195 102H193L194 104H195ZM237 102V103H238ZM23 103V102H22ZM26 103V104H25ZM25 103H23V104H25L26 106L28 105L27 103H30V102H25ZM39 103V104H40ZM67 103V102H66ZM92 102L90 101V106L92 105L91 104ZM112 103V102H111ZM144 103H145V105H144ZM150 103L152 104V106H154V108L153 107H151L152 109H150ZM153 103H155L154 105H153ZM173 102H170V104L171 105H175L176 104V108H177V105H178V102L176 103L175 102V104L173 103ZM190 104H188V103H186L185 102V104L183 105V107L186 105V107H184V108H182L181 109V105L179 106V109L180 110H197V108L198 107H196V108H192V103L191 102H189ZM218 103V106H220V107H216V104ZM1 103H0V105H2ZM20 104H21V102H20ZM23 104L20 106L21 108H23V109H17V110H31V108H33L32 110H35V106H36V104L35 105H31V104H29L28 105V107H30V109L28 108V107H22L23 106ZM47 105L49 104V102L48 103H46ZM84 104V107H86L85 105H86V103H83ZM158 104V105H159ZM163 104V103H162ZM164 104V105H165ZM170 104H169V107H174V106H170ZM188 104V105H187ZM209 104L207 105V106H209ZM220 104V105H219ZM227 104V103H226ZM239 105H240V107L242 108V107H246V105L245 104H243V106H241V104L240 103H238ZM6 105V104H5ZM31 105V106H30ZM45 105V104H44ZM47 105H45V106H47ZM62 105H64V104H62ZM68 105H69V103H68ZM70 105H73V104H70ZM88 105V104H87ZM103 105V106H102ZM110 105V104H109ZM118 105H121V106H118ZM124 105V106H123ZM144 105V106H143ZM149 106V108L147 107V106ZM163 105V106H164ZM165 105V106H166ZM196 105H193V106H196ZM200 105V106H201ZM212 105V106H211ZM222 105V106H221ZM236 105V104H235ZM235 105H233L234 107H236ZM238 105V106H239ZM2 106H4V105H2ZM41 106H42V108H44L43 107V105L41 104ZM102 106V107H101ZM111 106V107H112ZM145 106H146V108L147 109H145V110H143L144 108H145ZM189 106V107H188ZM199 106V107H200ZM230 106H231V104H230ZM38 107L40 108L39 110H41L42 108L38 105ZM48 107L49 108H51L52 110H54L51 106H49L48 105ZM88 107V106H87ZM110 107V106H109ZM109 107H106L107 109L109 108ZM115 107H113V108H115ZM119 107V108H118ZM156 107V108H155ZM168 107V106H167ZM169 107H168V110H169ZM202 107V106H201ZM199 108V110L201 109H206V107L204 108V106H203V108ZM239 107V110L241 109ZM26 108V109H25ZM49 108H46L47 110L49 109ZM90 108V107H89ZM113 108H111L112 110H116V108L115 109H113ZM166 107H164V109H165ZM175 108V107H174ZM174 108H173V110H174ZM222 108V109H221ZM227 108L229 109V106H228V104H227ZM238 108V107H237ZM236 108V110H238ZM246 108H248V105H247V107ZM5 109H7V108H5ZM150 109V110H149ZM156 109V110H155ZM178 109V108H177ZM209 108L207 107V110H208ZM227 109V110H228ZM231 109H233V110H235L232 106H231ZM4 110V109H3ZM7 110H9V108L7 109ZM43 110V109H42ZM44 110H45V108H44ZM106 110V109H105ZM109 110V109H108ZM117 110V111H118ZM150 113V114H147L148 112ZM152 110V111H151ZM167 110V109H166ZM172 110V109H171ZM111 111V110H110ZM114 111V113H116L114 116H113V114H112V112H111V116L110 117H114V119L116 120V123L118 122L117 120H119L120 118V116H118L119 114H121V110L120 111ZM99 113V111H95L94 112V114H96V113ZM120 112V113H119ZM141 112V113H142ZM117 113H119V114H117ZM140 112H138V113H136L135 114V116H138L137 114H139ZM144 113V112H143ZM142 113V114H143ZM93 114V115H94ZM100 115H101V112H100ZM103 115H106V114H103ZM99 116V117H105L104 119H105V121H107L106 120V117L107 116ZM128 116H129V114H127ZM127 115H123L124 116V118L126 119V117H127ZM95 116V115H94ZM94 116H92V114H91V116H89L88 117V119L86 120V121H81V126L80 125H77V123L75 122L77 119H75V124L73 125V123L74 122H71L70 121V119H68V117H66V119L69 121V125L70 126H68V128H69V130L70 131H68V129H67V132H71V133H74L76 136H78L76 133L77 132H75V130H77L78 131V129L80 128L81 129V131H82V129H83V131H84V129L85 128H83V127H85V126H87L86 128L87 129H89L91 126H93L94 127V123H91V122H95L96 123V126H97V121H98V117H97V115L95 116V117H97L98 119H96V121H95V117ZM126 116V117H125ZM150 116V117H151ZM14 118V119H16L17 117L19 118V116H11L10 118ZM70 117V116H69ZM73 117V116H72ZM72 117H70L71 118V120H72ZM129 117H131V115L129 116ZM17 118V119H18ZM73 118H76V116L75 117H73ZM103 118H100V120L99 121H101L100 123L102 124L103 122ZM121 118H123L122 116H121ZM124 118L122 119V120H124ZM128 118V117H127ZM5 119H6V117H5ZM4 119V120H5ZM65 119V118H64ZM89 120V121H88ZM115 120H111L110 122H113V123H115ZM63 121V120H62ZM64 121H66V120H64ZM63 121V122H64ZM67 121V122H68ZM78 121V120H77ZM98 121V122H99ZM32 122V121H31ZM67 122H65L66 123V125H68V123ZM82 122H84L83 124H82ZM107 122H109V120L107 121ZM4 122H0V124L2 125ZM65 123H64V127H65ZM98 124V127H105V131H106V129L108 128L107 126H105V122L103 123V125L102 126H99V125H101V124ZM122 122H121V119H120V122H119V124H121ZM58 125L59 124H63V123H57ZM109 123H107L106 125H108ZM112 124V123H111ZM118 124V123H117ZM76 126L75 128V130H73V129H71L72 128V126ZM3 126V125H2ZM55 127V126H54ZM60 127H62V125H60ZM71 127V128H70ZM98 127H96V130L98 129ZM59 127L57 126V127H55V128H53V129H50V131L52 132V137H51V139L49 140V142H50V145L52 144V142H55V140H57V135H58V132H56V129H58ZM67 128V127H66ZM78 128V129H77ZM95 128V127H94ZM80 129H79V131H80ZM0 130H2L1 128H0ZM99 130V129H98ZM100 130L102 131L103 130V128H100ZM7 131L8 130H6V132H5V130L4 131H1V133L3 132V134L4 133H7ZM58 131V130H57ZM78 131V132H79ZM104 131V132H105ZM104 132H99V131H96V133L98 134L99 133V135H103L104 134ZM35 133V132H34ZM70 133V134H71ZM81 133V132H80ZM101 133V134H100ZM3 134L1 135V136H3ZM13 134V133H12ZM12 134H9L10 136H12L13 137V135ZM73 134V135H74ZM79 134V133H78ZM83 134V135H82ZM247 134H248V132H247ZM15 135H19L18 133L16 134V133H14V137H15ZM22 135V134H21ZM75 135L74 136H70V137H73V138H76L75 137ZM82 135V136H81ZM81 135H79V138H80V136H81V139L82 138H84L85 139V137H86V139H90V137H92V134H91V136H90V134L89 133H87V134H84V133H81ZM88 135V136H87ZM32 136H34V138L35 139H37L38 137L37 136H35V135H33V134H30V138H32ZM90 136V137H89ZM248 136V135H247ZM102 138H103V136H101ZM104 137H106L105 136V134H104ZM34 138H32V139H34ZM78 137L76 138V139H72V140H78V141H84V139H79ZM13 139H15V138H13ZM16 139H17V137H16ZM1 141V140H0ZM36 143V144H35ZM34 143V148L35 149H37L38 151L39 150H41V148H40V146H42V143H41V145H39L40 144V142L39 143H37V142H35ZM18 148V147H17ZM16 147L14 148V150H16L17 149ZM40 148V149H39ZM42 149H43V146H42ZM17 150H19V148L17 149ZM16 150V151H17ZM20 151H22L21 149H20ZM20 151H17V152H15V153H18V154H16V155H21L20 153ZM5 154H3V153ZM13 152V149H12V151L10 150V153H11V156H12V153ZM64 152H66L65 150H64ZM0 153H2V155L5 157V156H7L8 154H6L7 152L4 150V151H0ZM10 153H9V155H10ZM247 154L246 155H248V152H246ZM53 154V153H52ZM1 155V154H0ZM8 155V156H9ZM14 155V154H13ZM244 156H246L245 154H243ZM2 156V157H3ZM15 156V155H14ZM244 156H242V157H244ZM2 157H0V158H2ZM10 157V156H9ZM237 157H241V155L239 156H237ZM236 156L231 160L230 158H229V160H231L230 162H229V160L227 159L226 160V162H225V165H226V163H230L231 164V162H232V164H233V162L235 163L236 161H233L235 158H237ZM7 158V157H6ZM238 158V159H239ZM236 160V159H235ZM240 160V159H239ZM238 163V162H237ZM219 163H217L216 165H218ZM227 164V165H228ZM220 165V164H219ZM219 167V166H218ZM215 168V167H214ZM216 169H213L212 171H215ZM21 172H23L24 171V169L22 170H20ZM21 172H20V174H21ZM2 177L0 176V179H1ZM2 180V179H1ZM25 184V183H24ZM23 184V185H24ZM22 185V184H21ZM3 189V188H2ZM161 189H159V191H160ZM125 206H128V204H125V205H123L122 207H125ZM122 207H120V208H117L116 210H118V209H120V210H122ZM124 209V208H123ZM126 209V208H125ZM119 211V210H118ZM123 211V210H122ZM117 212L115 211V214H116ZM123 213H124V211L121 213L122 215H123ZM119 215H120V211H119ZM105 216V215H104ZM100 219V218H99ZM97 220V219H96ZM95 220V221H96ZM94 221V220H93ZM93 221H91V222H93ZM97 222H99V221H97ZM96 222V223H97ZM95 223V222H94ZM94 223H91V224H94ZM86 224H88V225H91L89 222L88 223H86ZM85 224H82L81 225V227L83 228V226H84ZM79 226H77L76 228L75 227H73V228H71V229H69V231L68 232H70L71 231V233L73 232L74 233V235L78 238H76V237H74L77 241L80 239V235L84 232V231H82L81 233L80 232H78V230L77 231H73V230H76V229H79L78 228ZM87 227V225L84 227V228H86ZM82 228H80V229H82ZM73 229V230H72ZM83 230V229H82ZM85 230V229H84ZM68 232L66 231V233L68 234ZM60 234V235H58L57 237H53L52 239H50V241L48 242V244H45L44 246L45 247H47V245L49 246V247H51L50 245H54L55 243L57 244L58 243V245H60V240L61 241H63L62 239L63 238H65V240H67V234ZM76 233H78V234H76ZM70 234V233H69ZM68 234V235H69ZM74 235H70L71 237L72 236H74ZM78 235V236H77ZM60 239V240H59ZM68 239H69V237H68ZM71 239H73V238H70L69 240H67V242L66 241H63V242H65L66 244L67 243H69V242H71ZM75 239H73L72 240V242L73 241H75L76 242V240ZM56 240H58L57 242H55ZM69 241V242H68ZM60 242V243H59ZM65 243H62V245H65ZM250 243H252V242H250ZM249 243V244H250ZM259 243V242H258ZM258 243H256V244H254V245H258ZM55 244V245H56ZM253 244H251V245H253ZM260 244H264V243H260ZM52 245V246H53ZM54 245V246H55ZM251 245H249L248 247H250ZM57 246V245H56ZM250 254H252V253H248V257L250 258ZM257 254V253H256ZM38 255V253L35 255V256H37ZM253 255V254H252ZM252 255H251V259H252V261H251V259H248V261L246 260V259H244L245 260V263H246V261H247V264H257L258 263V261H260V264H264V261H263V263H261V261H262V259L261 258H263V257H261V254H258L257 256H255L254 257V255H255V253H254V255H253V258H252ZM35 256H32L31 258L32 259H34L35 258ZM260 256V257H259ZM262 256H264V255H262ZM234 257V256H233ZM30 258V259H31ZM223 258V257H222ZM221 258V260L222 261H225V260H223ZM237 258V257H236ZM236 258H232V260H231V262L234 260V261H237V263H239V264H241L240 263V261H238L237 259L238 258H240V257H238L237 259ZM256 258V260H255V263H254V259ZM257 258H259V259H257ZM29 259V258H28ZM30 259L28 260V263H31V261H30ZM225 259H226V257H225ZM240 259H242V263L243 264H245L244 263V261H243V258H240ZM239 259V260H240ZM261 259V260H260ZM218 260H220V256H219V258H218ZM220 260V261H221ZM258 260V261H257ZM250 261V262H249ZM27 263V261H26V264H28ZM235 264V263H234Z\"/></svg>", "mask_w": 264, "mask_h": 264}]
</instances>
